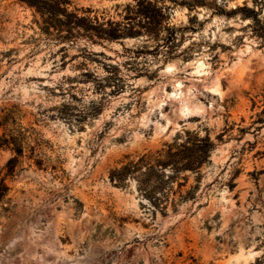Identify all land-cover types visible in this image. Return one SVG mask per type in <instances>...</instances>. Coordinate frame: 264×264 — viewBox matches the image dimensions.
<instances>
[{"label":"rangeland","instance_id":"obj_1","mask_svg":"<svg viewBox=\"0 0 264 264\" xmlns=\"http://www.w3.org/2000/svg\"><path fill=\"white\" fill-rule=\"evenodd\" d=\"M69 2L120 19L135 0ZM165 4L172 42L87 44L118 63L112 93L78 78L82 39L62 53L34 7L0 0V264H264V0ZM186 132L215 143L194 199L154 209L111 179Z\"/></svg>","mask_w":264,"mask_h":264},{"label":"trees","instance_id":"obj_2","mask_svg":"<svg viewBox=\"0 0 264 264\" xmlns=\"http://www.w3.org/2000/svg\"><path fill=\"white\" fill-rule=\"evenodd\" d=\"M36 9L41 17V31L51 39L61 43L60 51L65 53L69 45L82 39L85 44L74 59L82 57L78 78L91 82L97 91L110 88L119 93L126 87V79L121 74L118 63L101 60L106 56L102 51H92L87 44L105 45L113 41L134 37L146 31L152 35L156 46L160 42L170 43L176 37L178 28L170 26L166 18V4L153 0H135L123 8L120 19L90 15V9H70L69 0H23ZM137 16V18H136ZM253 30L264 39V20L253 17ZM98 62L106 72L98 75L87 67V61ZM215 143L209 135L200 136L197 132H186L183 140L176 139L164 143L162 147L141 154L125 165L112 170L111 179L121 181L132 177L136 180L139 192L154 206L163 211L168 206L176 209L178 203L194 199L197 185L185 189L189 173L201 174L205 163L210 162Z\"/></svg>","mask_w":264,"mask_h":264},{"label":"bare ground","instance_id":"obj_3","mask_svg":"<svg viewBox=\"0 0 264 264\" xmlns=\"http://www.w3.org/2000/svg\"><path fill=\"white\" fill-rule=\"evenodd\" d=\"M177 85H179V84H177ZM178 92H179V91H178ZM182 94H183V93H182ZM172 95H176V93L174 92V93H172ZM186 109H189V107L187 106ZM186 109H184V110H186Z\"/></svg>","mask_w":264,"mask_h":264}]
</instances>
